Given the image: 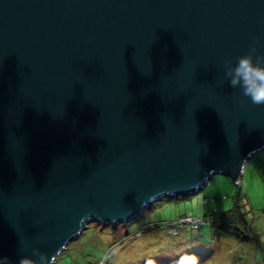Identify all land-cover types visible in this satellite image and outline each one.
<instances>
[{
	"label": "water",
	"instance_id": "water-1",
	"mask_svg": "<svg viewBox=\"0 0 264 264\" xmlns=\"http://www.w3.org/2000/svg\"><path fill=\"white\" fill-rule=\"evenodd\" d=\"M253 44L264 0H0V258L237 184L264 105L223 61Z\"/></svg>",
	"mask_w": 264,
	"mask_h": 264
},
{
	"label": "rangeland",
	"instance_id": "rangeland-1",
	"mask_svg": "<svg viewBox=\"0 0 264 264\" xmlns=\"http://www.w3.org/2000/svg\"><path fill=\"white\" fill-rule=\"evenodd\" d=\"M238 184L214 175L196 194L163 198L126 224L90 223L53 264H264V149L246 163ZM238 190L251 241L239 244L231 237L214 239L209 225L201 231L180 230L176 235L159 226L184 216L213 219L214 210L219 213L232 206ZM143 226L152 230L141 236ZM107 252L108 261H99Z\"/></svg>",
	"mask_w": 264,
	"mask_h": 264
},
{
	"label": "clouds",
	"instance_id": "clouds-1",
	"mask_svg": "<svg viewBox=\"0 0 264 264\" xmlns=\"http://www.w3.org/2000/svg\"><path fill=\"white\" fill-rule=\"evenodd\" d=\"M224 76L233 89H239L242 97L253 105H264V54H257L253 44L244 55L237 56L235 63L225 59ZM52 257L39 248H32L30 254L19 256L15 264H51ZM0 264H12L7 257L0 258Z\"/></svg>",
	"mask_w": 264,
	"mask_h": 264
},
{
	"label": "trees",
	"instance_id": "trees-1",
	"mask_svg": "<svg viewBox=\"0 0 264 264\" xmlns=\"http://www.w3.org/2000/svg\"><path fill=\"white\" fill-rule=\"evenodd\" d=\"M236 186H239V184H236ZM240 199H241V194H240V190H238L234 196L232 206L229 209H226L219 213L215 212L214 210L213 213L215 217L213 219H209L206 215L203 217H192V216L180 217V218H187V217L199 218L202 221V223L196 229L191 228V227H185L182 230L191 229V230L201 231L203 227H205L206 225H209L212 230L211 235L214 239L221 238L224 236L231 237L234 241L238 242L239 244L251 241L253 236H251L249 233L250 224L247 223L245 220L246 213L244 212V210L239 204ZM216 214H218V216ZM180 218H178L177 220H179ZM163 224H166V223H162L159 226H165ZM245 224L248 225V227H246ZM141 229L142 231H140ZM151 230L152 228L148 226H143L139 229L140 233H142L141 236L149 233ZM108 256H110V254H108L107 252L106 255H103L101 259L100 260L98 259V260L105 261L106 263L108 261V258H107Z\"/></svg>",
	"mask_w": 264,
	"mask_h": 264
},
{
	"label": "built area",
	"instance_id": "built-area-1",
	"mask_svg": "<svg viewBox=\"0 0 264 264\" xmlns=\"http://www.w3.org/2000/svg\"><path fill=\"white\" fill-rule=\"evenodd\" d=\"M238 184V182H237ZM202 221L199 218H180L179 220L171 223L168 222L166 224H163L165 226H160V228L165 229L169 234L176 235L180 230H182L185 227H191V228H197ZM142 231V229L140 230ZM138 234H141L140 232Z\"/></svg>",
	"mask_w": 264,
	"mask_h": 264
},
{
	"label": "bare ground",
	"instance_id": "bare-ground-1",
	"mask_svg": "<svg viewBox=\"0 0 264 264\" xmlns=\"http://www.w3.org/2000/svg\"><path fill=\"white\" fill-rule=\"evenodd\" d=\"M239 182V181H238Z\"/></svg>",
	"mask_w": 264,
	"mask_h": 264
}]
</instances>
